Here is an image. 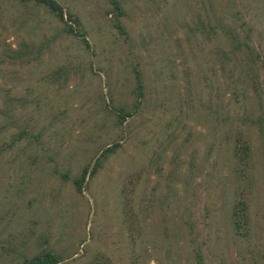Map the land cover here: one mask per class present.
Wrapping results in <instances>:
<instances>
[{
    "label": "rangeland",
    "instance_id": "obj_1",
    "mask_svg": "<svg viewBox=\"0 0 264 264\" xmlns=\"http://www.w3.org/2000/svg\"><path fill=\"white\" fill-rule=\"evenodd\" d=\"M56 1L90 47L0 0V264H264V0Z\"/></svg>",
    "mask_w": 264,
    "mask_h": 264
},
{
    "label": "trees",
    "instance_id": "obj_2",
    "mask_svg": "<svg viewBox=\"0 0 264 264\" xmlns=\"http://www.w3.org/2000/svg\"><path fill=\"white\" fill-rule=\"evenodd\" d=\"M23 2L29 1V0H20ZM38 5H43L50 13L55 15L57 18L61 19L66 24L67 32L69 34L77 35L80 34L79 36L83 38L85 44L90 47V44L86 38L85 35L81 34L79 31H76L78 27L80 26V20L77 17H74L73 15H70V21L74 22V25H71L68 23V21H65V11L64 8L59 4L58 1L56 0H35ZM115 8L117 11H119L120 15L123 14L121 6L119 3H115ZM246 47L250 49L249 45L246 44ZM261 56H257L259 59ZM137 79V100L134 103L133 110L132 111H127L125 108L120 107L118 110L115 112L117 118H118V123L121 127L126 123L128 118L133 117V115L138 112L142 100L144 99V84L141 79V75L137 73L136 76ZM122 147L121 142H117L113 144L112 146L106 148L103 152L102 155L97 159L93 169L91 170L90 175L94 176L98 173V171L101 169V167L104 165V163L109 159L110 156L114 155L118 150ZM249 145L247 143H242L240 147H238V155H245L241 156L240 159L242 161L241 171H245L248 166V156H249ZM89 171H90V165L84 168L82 174L80 177L76 178L74 180V184L77 188V191L79 193L84 192L85 190V182L87 177L89 176ZM243 174H246L243 172ZM241 198L239 200V204L236 206L233 219L235 223V230L238 235L241 236H249V224H250V217L248 215V205H247V198L242 195L241 193L238 194ZM62 261V257L55 253L51 249H46L44 250L40 255L35 256L32 259H25L22 263L20 264H60Z\"/></svg>",
    "mask_w": 264,
    "mask_h": 264
}]
</instances>
